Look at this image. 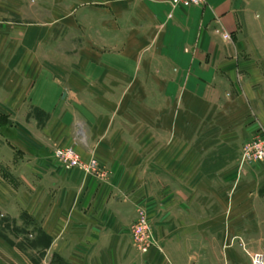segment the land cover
Wrapping results in <instances>:
<instances>
[{"label":"crops","instance_id":"1","mask_svg":"<svg viewBox=\"0 0 264 264\" xmlns=\"http://www.w3.org/2000/svg\"><path fill=\"white\" fill-rule=\"evenodd\" d=\"M31 3L0 0V217L33 237L0 233V264H128L129 190L153 157L176 184H264V159L235 163L264 130V0ZM67 145L100 174L58 165Z\"/></svg>","mask_w":264,"mask_h":264},{"label":"rangeland","instance_id":"2","mask_svg":"<svg viewBox=\"0 0 264 264\" xmlns=\"http://www.w3.org/2000/svg\"><path fill=\"white\" fill-rule=\"evenodd\" d=\"M24 1L32 4V0ZM243 143L235 159L239 171L264 159L240 163ZM151 159V172L148 167L146 172L134 175L129 195L135 201L134 218L138 213L143 215L152 239L146 251L135 246L129 229L133 219L127 228L128 264H251L249 254L253 252L262 254L264 262V184H228L222 172L216 174L213 184H197L199 174L190 169L180 174L182 184H176L170 179L162 180L160 158ZM208 186L214 189L210 205L202 200ZM16 231L0 217L1 235L25 246L31 243L33 237L29 234L15 239ZM39 241L40 244L46 243L42 238ZM36 255L42 264L47 262L44 250Z\"/></svg>","mask_w":264,"mask_h":264},{"label":"built area","instance_id":"3","mask_svg":"<svg viewBox=\"0 0 264 264\" xmlns=\"http://www.w3.org/2000/svg\"><path fill=\"white\" fill-rule=\"evenodd\" d=\"M171 6H192L198 5L203 0H168ZM222 38L227 39L228 34L224 31L214 29ZM52 157L65 168H79L85 174H98L96 161L89 158L82 162L76 150L72 146H55L52 149ZM264 158V131H259L256 135L243 143L240 150V163L253 162ZM135 246L140 251H146L152 237L148 230L146 221L141 213H138L129 226ZM251 264H263V255L257 252L249 254Z\"/></svg>","mask_w":264,"mask_h":264}]
</instances>
